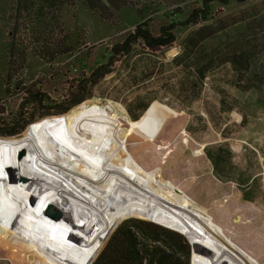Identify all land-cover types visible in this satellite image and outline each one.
I'll return each instance as SVG.
<instances>
[{"label": "rangeland", "instance_id": "1", "mask_svg": "<svg viewBox=\"0 0 264 264\" xmlns=\"http://www.w3.org/2000/svg\"><path fill=\"white\" fill-rule=\"evenodd\" d=\"M139 2L140 5L137 7L125 5L118 10L107 7L106 10L97 9L93 11L84 1L75 0L73 5L65 7V14L59 16L60 23H54L55 26L50 24L52 28H59L60 24V28H64L66 34H68V42L75 45L74 48L67 54L60 55L48 62L30 53L24 67L18 72L11 83H6L5 77L8 66L7 41L10 39L12 28L15 26L14 13L16 0H0V118H12L13 114L17 111L19 112L20 104L26 96L24 87L38 78H43V84L40 86L41 89L56 103L66 98L71 86H77L74 88L75 91L88 92L90 97L76 106L86 102L91 103L95 99L100 100V102H106L112 107L115 115L121 116L126 119L127 124L132 123L138 126L140 131L148 134V141L153 146L158 145L165 150L169 149L163 145L164 142L152 134L154 128L163 123L162 125L165 127L170 126L169 129L173 131L174 128L172 127L175 124L178 125V121H182L181 124L184 127L186 126L188 138L186 142L180 140L179 145L176 146L177 150H174L171 162L167 164L168 168L164 167L161 157L156 154H154L156 162L152 161L146 153L139 156L141 159L144 158V162L150 166L148 169L141 167L139 171L150 175L153 174V178L156 177V180H152L154 185H156L154 186L156 193L160 195L166 193L168 204L155 201V196L146 189H140L142 190L141 192H144L141 194V197L174 216L178 214V218L180 217L184 222L192 225L195 230L205 233L206 236L214 239L217 238V242L226 248H231L230 252L232 251L233 253L235 251L242 256L246 255L255 259V256L250 255L244 247L240 246L237 239L238 245L228 242L222 236H220L221 241L219 236L215 237L211 235L210 233L214 232L213 230L210 231V225L214 223L220 228L224 224L221 225L222 223L215 222V220L226 222L228 226H223L222 228L229 235H232L236 231L237 226L249 231L250 228L243 223L247 220L255 228L262 229L264 234V228L253 218L252 214L246 213L244 215L237 208L233 211V206H231V201L236 198L238 199L237 203L243 204L244 209L246 206H249L250 210L254 213L256 212V214L260 215L256 211L258 209L264 214V86L262 88L253 87L247 90L242 88L248 85L247 80H251L260 74L264 76V55L262 54L264 47L261 45L264 42V29H262L259 36L256 35L253 38V43L256 46L254 49L253 66L251 71H247L246 73L241 74L234 69L230 61H226L208 71L203 80L199 78L196 80L192 70L193 67L185 65L190 60H186L187 62L184 64L178 65L175 63L174 58L182 52L184 40L189 33L204 24L212 22L210 23L212 24V28H248L247 22H250L249 25L254 26L251 28H258L256 22L258 18L264 20V0L231 2L227 5L214 4L212 19L209 22L178 26L175 30L176 41L172 45L162 47L159 50L152 51L145 48L142 44H137L133 47L131 54L118 57L120 58L119 60L115 61L112 66L107 67L112 71L102 76L96 84L87 83L86 79L91 75L93 69L107 62L111 46L115 42L122 40L143 18L152 16L155 13L154 16H158L159 12H157V9L161 10L165 6L171 9L179 8L183 10L186 16L194 5L199 4L200 0H139ZM101 3L102 1L99 5ZM141 8L144 11L147 10L140 13L138 9ZM99 13H101L102 18H100ZM252 21H255L253 25ZM158 22L159 20H155L153 25H157ZM16 24L19 34H21L22 38H26L25 44L28 45L31 51L34 47V44L31 43V37L34 36L32 32L36 29L34 28L36 25L35 20L34 23L31 22L26 25L25 21L21 19ZM259 28H264V24ZM57 31L58 29L51 33L56 38L55 42L59 36ZM231 43V41H224L223 39L213 40L209 42L207 52L212 53L210 56L224 53L229 50ZM74 61L75 63H73ZM155 102L168 106L175 113H172L171 117L167 118L166 116H162L161 112H153L150 108ZM147 104V108L143 110L142 106ZM46 105L44 103V105L38 107L32 105L26 106L23 110L22 118L25 120L48 108H55V103L48 104V107ZM119 105L124 109H117L116 106L119 107ZM76 106L63 114L37 118L20 134L14 136L0 135V212L1 189L3 184H7L23 192L33 201L37 214L48 226V234L44 246L39 250L31 252L26 250V246L30 241H25L22 238L14 239V241L10 240L1 236L3 232L0 230V264H32L38 261L55 260L56 249L53 247L52 238L57 232L60 233L59 237H65L98 253L92 262L93 264L118 226L123 222L134 219L155 222L181 232L190 244L189 264H194L193 261L198 252L196 251L195 254L194 243L189 235L186 234L188 229L183 228V230L180 226L178 227L175 224L157 219L134 216L133 212L120 216L115 226L108 227L109 224L100 219L97 214L98 212L104 214V201L88 199V201L86 200L88 204H85V200H82L86 188H82V191H79L69 185L65 186L63 184L61 186L62 182L60 183L56 180L53 186L56 191H53L45 188L44 184L42 185V182L38 181L39 179L36 178L33 170L34 164L41 167L42 162L40 161L44 158H53V155H55H49L50 157L46 155L47 151L41 149V145L39 144L41 138V140L47 139L44 137V133L50 134V130H53L52 125L50 128H44V121L63 116L67 118L69 112ZM149 112L152 113L151 120L145 117ZM177 113H185L184 119ZM95 122L96 125L109 129L107 125ZM149 122L151 124L154 122L156 126H147ZM171 123L174 126H171ZM81 124L88 127L84 122H81ZM59 125L61 126V123ZM144 126H147V128ZM30 127L33 130L32 134H27L26 130ZM126 127L123 126V129ZM73 134L77 136L76 133ZM171 135L177 136L174 133H171ZM207 135L209 136L206 137ZM178 136L181 135L178 134ZM58 137L61 138L60 140L63 141V144L64 141H67L66 136L63 134H59ZM79 137L81 136L79 135ZM91 137L95 138V136ZM117 137H119V134ZM117 137L115 136L114 138ZM127 141L132 144L134 143L131 140ZM198 143L206 144L203 147L201 156L196 157L194 156L195 152H193V149L198 146ZM232 144L240 146V149L237 148L238 146L235 147ZM81 145H85L83 140L81 141ZM81 145L79 147L83 148L84 146ZM136 147H139L138 150L141 149L139 142ZM84 152L85 150H81L80 153ZM44 153L45 155H43ZM85 153L91 156L90 152ZM127 160L128 164L134 166L135 160ZM24 162L28 164L26 174L27 185L21 179L18 178V180L14 175V172ZM42 168H44V165H42ZM139 171L136 170L137 175L132 178L139 180L140 177H143V174ZM126 177L131 178V176ZM57 182L60 184H57ZM177 185L182 188H177ZM120 187L118 186L116 189L123 192L113 190L112 193H117V196L119 194L121 196L122 194L128 198L131 197L130 199L137 203L136 199H134L135 197L131 193H127V187ZM193 187L194 189H192ZM163 188H168L169 192ZM232 194L234 195L233 199ZM61 195L64 198H59ZM224 195L226 198L223 200ZM227 197H230V200ZM184 198L191 204L189 206L194 210V214L206 221L201 222L197 219L188 218L178 211L174 212V210L170 209V205L174 203L185 207L187 200L184 201ZM80 199L84 203L79 201ZM180 199L185 203L180 201ZM142 201L144 203V200ZM75 204H77L76 206L82 205L84 207L83 214L81 213L77 218L71 214L76 207ZM44 205L61 213L66 217V220L80 226L82 229L88 228L94 234L107 236L103 246L101 248L92 246L90 243L64 231L56 222L42 214L41 208ZM222 205L228 206L229 210L232 208V215L222 213L218 220L216 218L211 219L210 212L219 215ZM236 212L242 216V222L233 218V216H237ZM261 217L264 220V217ZM23 230L26 229L23 228ZM229 231L232 232L230 233ZM253 231L254 229L251 230L252 240L264 247L262 236H256ZM230 257L234 259L233 254H230ZM220 264L222 263L220 262ZM225 264L229 263L226 262Z\"/></svg>", "mask_w": 264, "mask_h": 264}, {"label": "trees", "instance_id": "2", "mask_svg": "<svg viewBox=\"0 0 264 264\" xmlns=\"http://www.w3.org/2000/svg\"><path fill=\"white\" fill-rule=\"evenodd\" d=\"M82 1L93 11L97 9L106 10L107 7L118 10L125 5L135 7L140 5L139 0ZM101 1L102 3L99 5ZM247 1L249 0H200L199 4L194 5L186 16L183 10L179 8L171 9L165 6L164 11L157 9L158 16L155 17V13L143 18L122 40L111 46L107 62L93 69L86 82L92 85L96 84L102 76L112 71L107 67L119 60L118 57L131 54L133 47L137 44H142L152 51L172 45L176 41L175 30L178 26L209 22L212 19L214 4L227 5L231 2ZM74 3L75 0H16L15 26L12 28L10 39L7 41L6 83L12 82L26 64L30 53L48 62L60 55L67 54L74 48L75 45L68 42V34L64 28H60V24L59 28L51 27V25L55 26L54 23H60L59 16L65 14V7ZM138 11L140 13L145 12L143 8L138 9ZM99 16L102 18L101 13ZM21 19L25 21L26 25L31 22L34 23V20L36 22L34 26L36 29L32 32L34 36L31 37V43L34 44L31 51L25 44L26 38L21 37L18 27H16V23ZM155 20H159L157 25H153ZM256 22L258 28H251L254 26L249 25L250 22H247L248 28H212V24H210L212 22L195 28L185 38L182 52L174 58L175 63L181 65L187 62L186 60H190L185 65L193 67L196 80L198 78L203 80L208 71L226 61H230L234 69L241 74L251 71L255 55L254 49L256 48L253 38L256 35L259 36L264 29L259 28L264 24L262 18H258ZM253 23L255 21H252V25ZM56 29H58L59 36L55 42L56 38L51 33ZM233 31L234 33H232ZM218 39L231 41L229 50L210 56L212 53L207 52L209 42ZM261 45L264 47V42ZM262 54L264 55V49ZM42 79L38 78L24 87L26 96L20 104L19 112L13 114L12 118H0V135L14 136L20 134L37 118L63 114L90 97L88 92H77L74 90L77 86H71L66 98L56 103L41 89ZM247 81L248 85L242 87L245 90L264 86V76L261 74ZM44 103L47 105L55 103V108H48L25 120L22 118L26 106L38 107ZM47 105L46 107H48ZM147 106L148 104L143 105V110ZM130 112L132 111L130 110ZM27 168L28 164L24 162L14 172L16 178L21 179L25 184ZM41 212L45 217L56 222L64 231L90 243L92 246L101 248L106 240L107 236L94 234L88 228L82 229L80 226L70 223L64 215L49 206L44 205ZM0 230L4 234L1 236L10 240L22 238L25 241H30L26 246V250L29 252L41 249L48 234V226L37 214L33 201L23 192L7 184H3L1 189ZM59 236L60 233L57 232L52 238L53 247L56 249L55 260L38 261L32 264H92L98 253ZM190 253V244L181 232L155 222L134 219L118 226L93 264H189Z\"/></svg>", "mask_w": 264, "mask_h": 264}, {"label": "bare ground", "instance_id": "3", "mask_svg": "<svg viewBox=\"0 0 264 264\" xmlns=\"http://www.w3.org/2000/svg\"><path fill=\"white\" fill-rule=\"evenodd\" d=\"M116 107L117 109L119 108L124 109L121 105H119V107L118 106ZM150 110H152L153 112L155 111L161 112V115L166 116L167 118L171 117L172 113L173 114L175 113L174 110L168 108V106L160 105L157 102H155L152 105ZM113 111L114 110L112 109V107H110V105H108V103L100 102V100L95 99L91 101V103L86 102L79 106H76L74 109H72L71 112H69V114L67 115L68 116L67 118L63 116V117L51 118V119L44 121L43 123L45 126L44 128L46 127L50 128L52 125L53 130H50V134L44 133V137L47 139L41 140L42 139L41 138L40 139L41 141L39 140L40 142L39 144L41 145V149H45V151H47L46 155L48 156L53 155V154L55 155H53L54 156L53 158H49V159L44 158L43 160L41 159L42 160L40 161L42 162L40 165L41 167L34 164L33 170H34V173L36 174V178L39 179L38 181L42 182L41 184L42 185L44 184L43 186H45V188H49L53 191H56L55 188L53 187L54 183H56L55 182L56 180L59 181L60 183L62 182L61 184L57 182V184L59 183L61 186L63 184H65V186L69 185L73 188H76L79 191L80 190L82 191V188H86L84 192L85 193L84 198L82 196L83 199L82 198L81 199L85 200L84 201L85 204L87 203L86 200L88 201V199L90 200L99 199V200L104 201V205H105L104 214L99 213V212L97 214L100 217V219L104 220L106 223L109 224L108 227L115 226L120 216L124 214L125 215L130 214L131 212H133L134 216H141V217L150 218L154 220L157 219L159 221L175 224L178 227L179 226L182 227V229L183 228H185L186 230L188 229L186 234L189 235V237L192 239V242L194 243L195 254H196V251L198 252V254H196L194 258V261H193L194 264H220V262L222 264H225L226 262L229 264H264V247L262 245L257 244V242H255L254 240H252V236H251V230L254 229L253 233L258 237L262 236V239L264 240L263 230L260 228H255V226L251 224L249 221L246 220L245 222H243L245 223V225H247L250 228L249 231H246L237 226L236 231L232 233V235L230 234L231 235L230 236L226 232V230L222 228L223 226L225 227L228 226L227 225L228 223L221 222V220L220 222L215 220V222H218L220 224L222 223L221 225L223 224L224 225L220 226L219 228L217 227L216 224L213 223L212 225H210L211 226L210 231L213 230L214 233L211 232L210 234L215 237L219 236V238L220 236H222L228 242L234 243L236 245H238V242H236V239H237L240 243V246L244 247V249L247 252H249L250 255L255 256V259L254 257L251 258L246 255L242 256L241 254L235 252L234 250H233L234 251L233 253L232 251L230 252L231 248H226L225 246L217 242L216 241L217 238L214 239L210 236H206L205 233L195 230V228L192 227V225L187 224L182 219H180V217L178 218V214L174 216L170 214L169 212H166L163 209L156 207V205H154L149 200L147 201L143 199V197H141V194L144 193L141 191L143 189H146V190H149L150 193L155 196L154 197L155 201L159 203L164 202L165 204H168V201L166 200V197H167L166 193H164V195L163 194L160 195L156 193V189L154 187L156 185H154V182L152 181V180H156L155 179L156 177L154 176L155 178H153L152 177L153 174L150 175L142 171H139L141 167H143L144 169L150 168V166H148L144 162L143 160L144 158L141 159L139 156L146 153L152 159V161L156 162V160L154 159V154H156L159 157H161V161L164 167L166 168L168 166L167 164L171 162V158L174 153V150L176 149V146L179 145L180 140H183L185 142L187 141L188 133L186 131V126L184 127V125L181 124L182 121L180 122L178 121V125L175 124V126L173 123L170 124L171 126H174L172 127L174 128L173 131H171L172 129H169L170 126L167 123L166 125L169 127H165L164 125H162L163 123H161L158 127H155L156 125L154 122H152V124L151 122L148 123L147 126L155 127L152 134L157 136L156 138L162 140V142H164L163 145H165V147L169 149V150L167 149L165 150L161 146H158V145L153 146L152 143L148 141V134L140 131L139 127L132 123L127 124L126 119L122 118L121 116L119 117L115 115ZM178 115L181 116L182 119H184L183 116L185 115V113L178 114ZM151 116H152V113L150 112L145 115V117H147V119H150V120H151ZM95 121L103 125H107L109 129L102 128V126L96 125ZM66 122L67 124L65 125ZM81 122H84V124L87 125L88 127H85L83 124H81ZM60 123H61V126L59 125ZM123 126H127V127L123 129ZM147 126L146 127L144 126V127L147 128ZM32 131L33 130L31 127L26 130L27 134H32ZM73 133H76L77 136L74 135ZM171 133L172 134L174 133L175 135H177L176 136L177 138L175 136H172ZM59 134H63L64 136H66L67 141H64V144H63V141L60 140L61 138L58 137ZM118 134H119V137H117ZM178 134L181 136H178ZM79 135L81 137H79ZM84 136H86V138H84ZM91 136H95V138H92ZM115 136L117 138H114ZM208 136L209 135H207L206 137ZM126 139L131 140L132 142H134L133 144L135 145L128 142ZM82 140L85 145H81ZM138 142L141 145L140 150H138L139 147H136ZM205 144L206 143L197 144L198 146L193 149V152H195V154L193 153L194 156L196 157L201 156L202 150ZM80 145L84 147L83 148L79 147ZM57 146L59 147L57 148ZM239 147L240 146H238L237 148ZM48 149L50 150L48 151ZM81 150H85V152H90L91 156H89L85 152L81 154L80 153ZM43 155H45V153ZM126 159H128L127 161L129 160L132 161V159L135 160L134 166H131L130 164H128V162H126ZM181 160L183 159L181 158ZM37 162L39 163V161ZM42 165H44V168H42ZM136 170L143 174V177H140L139 180L132 178L133 176L137 175ZM54 172H56L57 174ZM151 172H152V169H151ZM126 176H131V178L126 177ZM118 186L127 187V193H131V195L135 197L134 199H136L135 201L137 203H135L132 199H130L131 197L128 198L122 194L121 196L120 194L117 196V193H112L113 190L120 191L119 189H116L118 188ZM102 187L104 188L102 189ZM177 188H182V187L178 186ZM163 189H166V188H163ZM192 189H194V187ZM166 190L167 192H169L168 188ZM184 191H186V189H184ZM212 197L214 196L212 195ZM59 198H64V197L61 195V197L59 196ZM224 198H226L225 195L222 199L224 200ZM227 198L229 199L230 197H227ZM233 198H234V195L232 194V199ZM81 199L79 201H82ZM142 200H144V203H142L143 202ZM186 200L187 199L184 198V201ZM233 200L231 201V204H232L231 206H233V209L232 208L231 209L233 211L235 210V208H237V210L242 211L244 215H246V213L252 214L254 216L253 218H255L257 222H259L262 228H264V220L261 217V216L264 217V214L261 211L256 209V211H258L257 213L261 215L260 216L256 214V212L254 213L253 211H251L249 206H246V208L244 209L242 206L243 204L241 205V203H237L238 199L235 198V200L234 201ZM180 201H183V200L180 199ZM186 203L187 205L185 204V207L183 206L184 208L181 207V205H178L176 203L171 204L170 209L174 210V212L178 211L179 213H181L182 215H185L188 218L197 219L201 222L206 221L203 218L198 217L197 215L194 214V210L190 208L191 204L188 202V200L186 201ZM76 205L77 204H75V206ZM230 210L228 209V206L226 207L222 205V207L220 208L219 215L213 214L210 212V217L211 219L216 218L218 220L222 213H226L227 215L230 214L231 216L233 211L232 210L230 211ZM83 211H84V207L82 205H78L73 209L71 214L72 216L77 218V216L80 215ZM233 218L238 219L240 222L243 221L242 216L238 214L235 217L233 216ZM247 219L249 218L247 217ZM229 232L231 233L232 231H229ZM220 240L222 241L221 238ZM230 254L234 255V259L230 257Z\"/></svg>", "mask_w": 264, "mask_h": 264}, {"label": "water", "instance_id": "4", "mask_svg": "<svg viewBox=\"0 0 264 264\" xmlns=\"http://www.w3.org/2000/svg\"><path fill=\"white\" fill-rule=\"evenodd\" d=\"M190 243L192 244V242L190 241ZM192 246H193V244H192Z\"/></svg>", "mask_w": 264, "mask_h": 264}]
</instances>
